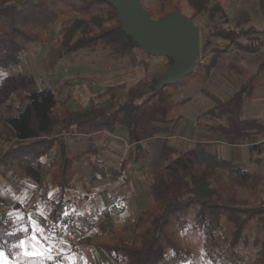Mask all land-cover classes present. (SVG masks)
Here are the masks:
<instances>
[{
    "label": "rangeland",
    "instance_id": "obj_1",
    "mask_svg": "<svg viewBox=\"0 0 264 264\" xmlns=\"http://www.w3.org/2000/svg\"><path fill=\"white\" fill-rule=\"evenodd\" d=\"M163 2L175 4L180 12L191 18L199 31V49L193 69L198 75L169 86L170 98L165 105L152 100L145 106L141 110L142 127L131 140L127 130L120 125L113 132L103 131L91 137L65 135L69 155L75 158L74 178L65 193L69 204L67 212L72 217L70 222L60 221L55 226L60 240L57 246L64 248L66 254L74 253L87 259L88 264H91L89 255L74 247L78 238L86 235L96 238L98 233H103L114 241H133V226L141 211L150 205L144 180L165 183L168 195L175 187H184L170 170L169 163L160 157L163 141L167 140L179 149L180 173L187 159L191 161L193 174H210L212 184L220 188L222 202L237 206H258L264 202V128L254 134H242L238 125L240 119L255 117L264 127V86L255 87L252 98L241 110L234 101L228 104L229 111L220 117L206 114V110L216 103L213 96L230 99L241 83L257 70L264 57L262 48L252 53L236 45L255 43L258 34L243 35L236 43L214 33L264 29V0H142L148 9ZM63 27V20L59 19L44 32L48 42L30 45L17 65L0 67V156L3 155L0 157V212L9 224L8 230L15 231L8 245L25 236L17 231L20 227V222L15 220L17 215L24 216V224H28V213L39 220L38 209H44L48 216L52 209L48 193H54V200L60 198L58 187L49 184V157L27 161L25 155L22 157L10 151L17 144L9 135L4 120L16 114L18 94L50 88L58 100L66 101L69 108L78 110L91 105L108 106L113 100L122 103L128 99L131 88L148 86L159 80L176 58L171 53L147 54L138 48L133 58L110 59L101 44L58 58ZM118 85L120 87L112 91ZM198 141L219 156L244 165L251 176L242 178L199 163L193 154ZM124 158L128 165L123 176L111 180L110 174ZM93 165L100 169L95 171ZM94 175H97L95 179L92 178ZM34 194V205L25 209L24 205ZM21 198L27 202L20 203ZM73 208L83 213L87 220L74 223L78 215L72 213ZM105 209L111 210L109 218L97 223V216ZM88 221L97 228H90ZM42 223L50 230L53 228L49 219ZM192 243L197 254L195 264H206L207 260H211V264H256L258 246L252 242L242 245L237 255L223 251L216 256L208 254L201 237H194ZM8 248L14 261L26 264V258L16 256V249ZM90 251L96 264L125 262L122 257L100 247L91 246ZM57 260L60 264H68L63 256H58ZM43 264H56V260Z\"/></svg>",
    "mask_w": 264,
    "mask_h": 264
},
{
    "label": "trees",
    "instance_id": "obj_2",
    "mask_svg": "<svg viewBox=\"0 0 264 264\" xmlns=\"http://www.w3.org/2000/svg\"><path fill=\"white\" fill-rule=\"evenodd\" d=\"M146 9L152 17L159 18L178 8L172 2H163L153 9ZM59 19L63 20L64 27L61 30V44L57 49L58 58L101 44L110 59H125L133 58L135 50L141 48L123 30L116 8L108 1L0 0V67L17 65L30 45L48 42L44 32ZM214 34L236 43L243 35L249 37L258 34L255 43L236 44L243 51L255 53L260 49L258 40L264 35V29L248 28L218 31ZM213 61L215 63L216 59ZM173 62L174 60L171 61ZM210 68L211 66L207 71ZM197 75L192 70L181 80L161 89L156 88L158 80L148 86L138 85L129 90L125 102L113 100L108 106L91 105L82 110L69 108L67 102L58 100L50 88L18 94L16 114L4 120L9 135L17 144L10 151L22 157L25 155L27 161H34L42 156L50 158L49 184L57 186L60 195L58 200H54L59 201L58 203L52 201L50 226H56L60 221L68 223L72 217L61 213L62 209H69L65 193L75 174V158L69 155L65 135L72 133L91 137L103 131L113 132L120 125L127 130L131 140L142 127L141 110L145 106L152 100L165 105L170 98L167 90L169 86L182 80H191ZM258 85L264 86V57L257 70L241 83L239 90L230 99L222 100L213 96L216 103L206 110V114L220 117L229 111L228 104L234 101L241 110L252 98ZM119 87H113L112 91ZM238 125L242 134H254L264 128L254 118L240 119ZM55 147L57 149L54 152ZM179 152L167 140L163 141L159 149L160 157L169 163L170 170L179 183H184V187L179 185L168 195L165 183L149 179L143 181L150 205L141 211L133 226V241H114L103 233H98L96 238L86 235L75 241V249L84 250L89 255L91 264H96L90 251L91 246L122 257L124 264H195L197 254L192 245L194 237L203 239L210 256L220 255L223 251L237 255L242 245L247 246L252 242L258 246L256 264H264V202L258 206H237L222 202L220 188L212 184L209 173L193 174L191 161L187 159L184 160L185 165L180 173L177 163ZM193 154L199 163L207 167L227 170L242 178L251 176L244 165L219 156L202 142H196ZM127 165L128 160L122 159L110 174V179H120ZM93 169L98 171L100 168L93 165ZM103 175L106 176L107 173L103 172ZM96 177L97 175L92 176L93 179ZM35 196L34 194L24 205L25 209L34 205ZM110 212V209H105L97 216L96 222L109 218ZM85 220L86 216L78 215L74 223ZM87 225L97 228L90 221ZM8 226L5 219H0V243L13 240V236L5 235L6 231L10 232ZM9 250L6 245L5 251L10 253ZM26 264H41V260L27 259Z\"/></svg>",
    "mask_w": 264,
    "mask_h": 264
},
{
    "label": "water",
    "instance_id": "obj_3",
    "mask_svg": "<svg viewBox=\"0 0 264 264\" xmlns=\"http://www.w3.org/2000/svg\"><path fill=\"white\" fill-rule=\"evenodd\" d=\"M117 10L122 28L147 53L176 56L156 83L161 89L189 74L199 49V31L191 18L178 9L154 18L142 0H105Z\"/></svg>",
    "mask_w": 264,
    "mask_h": 264
},
{
    "label": "snow or ice",
    "instance_id": "obj_4",
    "mask_svg": "<svg viewBox=\"0 0 264 264\" xmlns=\"http://www.w3.org/2000/svg\"><path fill=\"white\" fill-rule=\"evenodd\" d=\"M48 200L54 201V193H48ZM20 203L27 202L26 199L21 198ZM58 203L59 201H54ZM61 213L64 216H69V212L61 210ZM72 213L76 215L83 216V213H78L75 208L72 209ZM37 214L40 219L37 220L35 215L32 213L27 214L28 224H24V216L17 215L15 220L20 222V227L17 231H20L25 234L24 238H17V242L11 245H8V241L4 240L3 243H0V264H19L18 260H13L8 252L5 251V246H9L11 249H16L17 257H24L26 259H40L41 264L44 261H53L56 260V264H60L57 260L58 256H63L68 264H88L87 259L83 257H78L74 253H65L64 248L58 247L60 243L59 234L55 232V226L50 230L44 226L42 221H47L49 219L48 215H45L44 209H38ZM11 216V214H9ZM2 219V218H0ZM65 227V225H61ZM31 229V231H29ZM6 236H15V231L5 233ZM55 253V255H54ZM205 255L206 254H202ZM206 264H211V260H207Z\"/></svg>",
    "mask_w": 264,
    "mask_h": 264
},
{
    "label": "built area",
    "instance_id": "obj_5",
    "mask_svg": "<svg viewBox=\"0 0 264 264\" xmlns=\"http://www.w3.org/2000/svg\"><path fill=\"white\" fill-rule=\"evenodd\" d=\"M259 42H260V48L264 49V35H261L259 37Z\"/></svg>",
    "mask_w": 264,
    "mask_h": 264
},
{
    "label": "crops",
    "instance_id": "obj_6",
    "mask_svg": "<svg viewBox=\"0 0 264 264\" xmlns=\"http://www.w3.org/2000/svg\"><path fill=\"white\" fill-rule=\"evenodd\" d=\"M73 109V108H72ZM76 110H78V109H76ZM253 118H255V117H253ZM145 190V189H144Z\"/></svg>",
    "mask_w": 264,
    "mask_h": 264
}]
</instances>
